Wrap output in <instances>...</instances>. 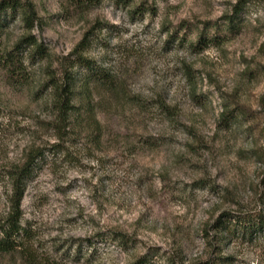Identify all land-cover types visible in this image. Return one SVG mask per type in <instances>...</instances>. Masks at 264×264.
I'll return each mask as SVG.
<instances>
[{"label": "rangeland", "instance_id": "obj_1", "mask_svg": "<svg viewBox=\"0 0 264 264\" xmlns=\"http://www.w3.org/2000/svg\"><path fill=\"white\" fill-rule=\"evenodd\" d=\"M20 1L36 8L31 33L59 57L102 24L87 53L115 79L79 84L71 124L56 131L44 87L59 65L27 62L28 79L14 82L0 69V221L7 174L41 153L23 200L38 263L130 264L150 254L151 264H264V232L244 239L235 225L216 227L224 213L264 215V0L246 7L232 36L222 19L239 0ZM140 3L147 10L134 14ZM208 21L222 27L206 31L201 48L182 42ZM184 22L191 29L171 36ZM29 32L4 13L0 52ZM23 262L20 253L0 260Z\"/></svg>", "mask_w": 264, "mask_h": 264}, {"label": "trees", "instance_id": "obj_2", "mask_svg": "<svg viewBox=\"0 0 264 264\" xmlns=\"http://www.w3.org/2000/svg\"><path fill=\"white\" fill-rule=\"evenodd\" d=\"M80 6L99 4L101 0H75ZM123 3H129L130 0H116ZM261 0H239L233 6V13L223 17L222 21L226 36L236 35L241 30V14L246 7ZM146 5L140 3L132 8L134 14H140V11H146ZM10 12L14 16L19 15L26 27L30 30L29 34L24 36L10 51L0 52V69L6 71L12 82L16 80L25 81L28 79L27 62L35 64L41 60H51L53 66L58 64L59 68H50L48 71V80L44 88L51 92V106L57 112L56 131H60L62 127L67 129L71 124V116L75 112V96L79 84L84 89L90 87L93 83L100 82L104 85H114L115 79L111 77L109 72L101 69L94 59L88 55L87 51L90 47L93 34L97 28H103L102 24L96 23L90 27L84 34L80 42L64 57L53 54L49 47L31 33L35 28L37 21V12L34 5L30 2H22L20 0H2L0 1V21L4 13ZM204 28L197 35L195 41H189L187 36L182 37V42H187L190 47L201 48L204 43L208 42L206 31L212 27L221 28L219 22H202ZM191 29L190 23H182L175 34L171 36L179 38L178 33L183 29ZM219 36V32L215 34L214 39ZM179 40V39H178ZM24 51L27 57H23ZM59 69V70H58ZM60 71V72H58ZM244 111V112H243ZM239 114H230L231 118L246 115L243 110ZM229 113L223 114L221 120L225 126H229ZM264 131V129H263ZM41 153L31 152L25 158V161L11 169L7 174L11 185V192L7 195L9 210L4 219L0 221V260L11 255L20 253L23 257V264H40L35 257V252L28 248L27 244L31 241L29 227L24 223L23 200L27 191L28 180L32 176V170L36 165L37 159L41 157ZM258 157H264L263 149L257 153ZM230 225H235L238 229L237 233L244 239H254L257 235L264 232V215L261 211L248 213H224L217 221V229L227 232ZM114 241L121 245L127 246L131 241L127 235L115 232L112 235ZM152 258L150 254L139 256L130 264H151ZM228 261V258H224ZM195 264H214L211 259L201 261Z\"/></svg>", "mask_w": 264, "mask_h": 264}]
</instances>
